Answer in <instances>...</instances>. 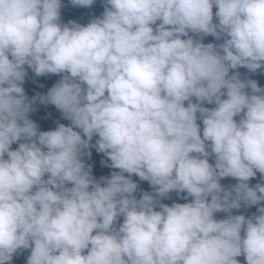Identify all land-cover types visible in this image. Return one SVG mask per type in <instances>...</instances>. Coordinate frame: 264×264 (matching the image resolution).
<instances>
[{
  "label": "clouds",
  "instance_id": "1",
  "mask_svg": "<svg viewBox=\"0 0 264 264\" xmlns=\"http://www.w3.org/2000/svg\"><path fill=\"white\" fill-rule=\"evenodd\" d=\"M62 6L0 0V264H264V88L238 71L264 69V0ZM26 68L59 79L29 99ZM37 103L69 124L41 131Z\"/></svg>",
  "mask_w": 264,
  "mask_h": 264
},
{
  "label": "trees",
  "instance_id": "2",
  "mask_svg": "<svg viewBox=\"0 0 264 264\" xmlns=\"http://www.w3.org/2000/svg\"><path fill=\"white\" fill-rule=\"evenodd\" d=\"M62 5L63 6L61 9V23H68L69 21H75L81 25H87L92 19L100 17L104 11L103 0H96V2L90 8L74 7L69 3V0H62ZM215 11L216 9L214 7L213 12ZM203 42L204 43H219L215 41L214 38L211 36L206 37ZM26 70L28 71V76L25 79V83L23 87L25 89V94L29 97V99H31L33 96L37 94L46 95L47 91L59 79V77L54 76V75L48 76V77H35L30 69L26 68ZM238 71L241 73L242 78L254 79L258 82V85L260 87L264 88V69L260 70L256 74H251L247 71V69H244V68H240L238 69ZM204 106L209 107V108L214 107V105H207V104H205ZM35 108H36V111L33 113H30L29 118L38 124L39 129L41 131L54 130L56 127V121H59L60 123L65 124L66 126L69 124L67 120H63L61 118V114L59 113V111L55 109V107L52 105L44 106V105L37 103L35 105ZM198 124H200L201 128L203 127L202 122H200L199 120H198ZM95 139L96 137L93 138V143H95ZM12 147H13V150H15L18 147V145H13ZM102 159H105V157L102 154H97L95 152V149H92L91 160H88L87 158H85V162L93 166L92 174L96 179H99L102 176H109L111 171H113L112 169L103 167L101 165L100 161ZM209 162L213 163V160L210 159ZM132 179L134 182L139 184V188L136 194L137 198H139L141 191H147V192L152 191L148 182L140 181L139 178L136 177L135 175H133ZM258 182H260L259 174H257V177L255 179L250 180L249 184L250 186H254ZM236 183L237 181L232 178H225L221 180V185L224 187H231L235 185ZM170 196H171V199L163 200L162 203H165L171 206L173 202H177V203L188 202L182 199H178L176 193L174 192L171 193ZM255 212H256V206H253L247 209L242 207L239 211L233 210V215L243 214L245 216H251ZM226 215L227 214L225 213H217L216 219H224L226 218ZM29 254H30V250H25L19 255L14 256L13 260L11 261V264H26V258ZM237 259L240 261V264H246L242 256L238 257Z\"/></svg>",
  "mask_w": 264,
  "mask_h": 264
},
{
  "label": "rangeland",
  "instance_id": "3",
  "mask_svg": "<svg viewBox=\"0 0 264 264\" xmlns=\"http://www.w3.org/2000/svg\"><path fill=\"white\" fill-rule=\"evenodd\" d=\"M120 222H122V218H121V221Z\"/></svg>",
  "mask_w": 264,
  "mask_h": 264
}]
</instances>
